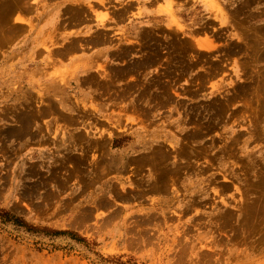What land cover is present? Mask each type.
Wrapping results in <instances>:
<instances>
[{"label": "rangeland", "instance_id": "rangeland-1", "mask_svg": "<svg viewBox=\"0 0 264 264\" xmlns=\"http://www.w3.org/2000/svg\"><path fill=\"white\" fill-rule=\"evenodd\" d=\"M0 264H264V0H0Z\"/></svg>", "mask_w": 264, "mask_h": 264}, {"label": "trees", "instance_id": "trees-1", "mask_svg": "<svg viewBox=\"0 0 264 264\" xmlns=\"http://www.w3.org/2000/svg\"><path fill=\"white\" fill-rule=\"evenodd\" d=\"M0 224L1 226L10 224V225L15 226L16 228L24 227L26 228L28 232H32V233L41 232L43 234L45 233L50 236L51 235L53 236L66 235L76 242H84V239H82L81 237H79L78 235H76L75 233L71 231H56V230H51L48 228L38 229L36 227L27 226L26 223L22 219H20L19 217L13 215L9 211L4 210L2 208H0Z\"/></svg>", "mask_w": 264, "mask_h": 264}, {"label": "crops", "instance_id": "crops-1", "mask_svg": "<svg viewBox=\"0 0 264 264\" xmlns=\"http://www.w3.org/2000/svg\"><path fill=\"white\" fill-rule=\"evenodd\" d=\"M210 1H212V0H210Z\"/></svg>", "mask_w": 264, "mask_h": 264}]
</instances>
